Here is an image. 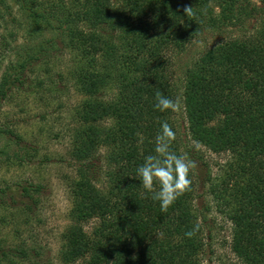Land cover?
<instances>
[{
	"label": "trees",
	"instance_id": "1",
	"mask_svg": "<svg viewBox=\"0 0 264 264\" xmlns=\"http://www.w3.org/2000/svg\"><path fill=\"white\" fill-rule=\"evenodd\" d=\"M208 1L0 0L6 31L0 33V116L15 98L57 100L71 88L81 97L70 153L72 208L59 264H206L196 152L184 143L179 109L192 141L229 157L209 194L232 225V252L242 264H264V0H213L218 13ZM253 18L261 19L259 26L206 48L176 85L175 57L206 33ZM17 21L20 30L8 31ZM157 91L177 100V110L155 109ZM5 118L0 164L30 165L38 141L26 142L20 121ZM162 121L175 132L172 150L193 165L190 189L166 212L135 178ZM102 149L108 152L100 166ZM42 190L34 182L0 184V204L29 224ZM197 222L199 231L187 237ZM20 233L10 246L0 238V264H53Z\"/></svg>",
	"mask_w": 264,
	"mask_h": 264
},
{
	"label": "rangeland",
	"instance_id": "2",
	"mask_svg": "<svg viewBox=\"0 0 264 264\" xmlns=\"http://www.w3.org/2000/svg\"><path fill=\"white\" fill-rule=\"evenodd\" d=\"M242 1L260 4L259 0ZM207 6L217 13L221 10L213 0L208 1ZM13 9H16L15 5ZM259 19H248L246 25L243 23L235 27L231 25L224 33H206L204 39L175 57L173 71L176 85L181 86L184 72L206 48L226 36L252 32L256 26L260 25L261 19ZM19 23V21L11 22L8 31L16 26L20 30ZM3 27H0L1 34L6 32ZM59 99L44 97L43 100H38L30 96L15 98L12 103L4 104L0 116V123L5 122V116L19 120L18 132L24 136L26 142L38 141L39 148L38 157L33 159L30 165L20 166L17 162L10 165L0 164L1 186L29 182L43 186L42 196L38 199V205L33 206L35 210L29 217V224L24 223L25 217L5 210L0 204V238L6 246H10L17 241L14 235L19 228L20 236L25 239L32 238L35 245L45 253L44 258L47 261H53V264H59L58 254L62 244V233L70 223L69 212L72 208L70 184L76 177V169L72 166L70 153L76 128L74 112L81 97L75 89L71 88L70 93ZM178 111L184 143L196 152L195 166L200 180L195 203L199 208L206 242L205 263L242 264L231 249L232 225L209 194L211 179L222 174V169L229 157L227 154L214 153L192 141L187 132L184 111L181 109ZM5 143V139L0 138V147ZM13 148L17 150L16 147L13 146ZM107 152L106 149L101 150L100 157H105L98 161L100 166ZM44 157H48V160H44Z\"/></svg>",
	"mask_w": 264,
	"mask_h": 264
},
{
	"label": "clouds",
	"instance_id": "3",
	"mask_svg": "<svg viewBox=\"0 0 264 264\" xmlns=\"http://www.w3.org/2000/svg\"><path fill=\"white\" fill-rule=\"evenodd\" d=\"M184 11L187 16L192 15L191 7L185 8ZM178 103L177 100L157 91L153 107L161 112L176 111ZM175 138L171 125L167 121H162L160 130L154 137L153 151L145 155L143 162L135 169V178L140 181L145 193L159 203L162 212H166L180 195L190 189L191 185L192 162L185 154H178L172 150L171 144ZM199 227L197 222L185 232V235L191 238L199 231Z\"/></svg>",
	"mask_w": 264,
	"mask_h": 264
}]
</instances>
